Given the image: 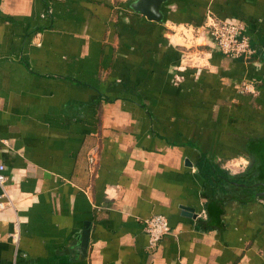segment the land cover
I'll list each match as a JSON object with an SVG mask.
<instances>
[{"label": "crops", "instance_id": "1", "mask_svg": "<svg viewBox=\"0 0 264 264\" xmlns=\"http://www.w3.org/2000/svg\"><path fill=\"white\" fill-rule=\"evenodd\" d=\"M132 1L0 0V264H264V198L198 168L258 161L264 0ZM224 20L249 58L215 46Z\"/></svg>", "mask_w": 264, "mask_h": 264}, {"label": "built area", "instance_id": "2", "mask_svg": "<svg viewBox=\"0 0 264 264\" xmlns=\"http://www.w3.org/2000/svg\"><path fill=\"white\" fill-rule=\"evenodd\" d=\"M211 36L217 49L231 57L249 58L254 50L245 32L244 24L240 21L224 20L211 25ZM7 176L4 165L0 162V187L5 196L4 183ZM1 205V204H0ZM1 207V206H0ZM144 230L148 239V246L155 247L161 237L170 231L168 220L161 214H153L145 220ZM19 231L17 225L11 233L12 241L17 244Z\"/></svg>", "mask_w": 264, "mask_h": 264}, {"label": "trees", "instance_id": "3", "mask_svg": "<svg viewBox=\"0 0 264 264\" xmlns=\"http://www.w3.org/2000/svg\"><path fill=\"white\" fill-rule=\"evenodd\" d=\"M201 174L210 182H212L217 188L226 184L231 186L241 187L243 193L247 195V199L264 198L260 196V193L264 190L261 182L264 180L259 170L256 168L254 160L250 161V164L246 168L244 173L231 175L229 173H223L220 169H214L211 163L207 160H203L198 164Z\"/></svg>", "mask_w": 264, "mask_h": 264}, {"label": "water", "instance_id": "4", "mask_svg": "<svg viewBox=\"0 0 264 264\" xmlns=\"http://www.w3.org/2000/svg\"><path fill=\"white\" fill-rule=\"evenodd\" d=\"M164 0H133L130 4L131 8L135 12H139L147 19L153 21L162 20L161 5ZM252 153L257 157L256 168L259 170L261 177L264 179V140L258 144L257 147L251 148ZM264 187V180L261 182ZM260 196H264V190L260 193ZM88 228H85L82 235V242L80 250L83 251L87 245Z\"/></svg>", "mask_w": 264, "mask_h": 264}]
</instances>
